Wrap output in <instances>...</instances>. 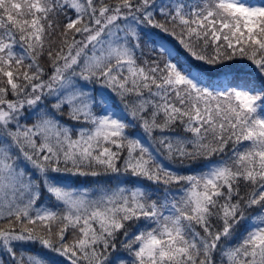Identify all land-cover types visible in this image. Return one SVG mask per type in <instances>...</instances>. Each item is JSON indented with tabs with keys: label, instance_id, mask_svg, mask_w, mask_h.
I'll use <instances>...</instances> for the list:
<instances>
[{
	"label": "snow or ice",
	"instance_id": "snow-or-ice-1",
	"mask_svg": "<svg viewBox=\"0 0 264 264\" xmlns=\"http://www.w3.org/2000/svg\"><path fill=\"white\" fill-rule=\"evenodd\" d=\"M0 264H264V0H0Z\"/></svg>",
	"mask_w": 264,
	"mask_h": 264
},
{
	"label": "trees",
	"instance_id": "trees-1",
	"mask_svg": "<svg viewBox=\"0 0 264 264\" xmlns=\"http://www.w3.org/2000/svg\"><path fill=\"white\" fill-rule=\"evenodd\" d=\"M153 31H156V30H153ZM161 35H164V34H162L161 33ZM165 39H167V40H170L171 41V43L173 44V45H175L176 46V48H177V50L178 51H180V53L182 54V55H187V53H184L183 52V49L182 48H180V46L174 41V40H172L170 37H165ZM158 51V50H157ZM153 55H155V53H153ZM91 180H92V178H80V180H78V183H84V184H88V183H90L91 182ZM173 187H175V186H173ZM253 213H255L256 211H258L257 209H252L251 210ZM31 251L33 252V253H36V252H41L42 250L40 249V247L38 246V245H36V246H31ZM62 259V258H61Z\"/></svg>",
	"mask_w": 264,
	"mask_h": 264
},
{
	"label": "rangeland",
	"instance_id": "rangeland-1",
	"mask_svg": "<svg viewBox=\"0 0 264 264\" xmlns=\"http://www.w3.org/2000/svg\"><path fill=\"white\" fill-rule=\"evenodd\" d=\"M156 31H158V30H156ZM170 38H171V37H170ZM171 39H172V38H171ZM172 40H174V39H172ZM174 41H175V40H174ZM175 42L178 44V42H177V41H175ZM178 45H179V44H178ZM34 246H36V245H34ZM34 246H33V247H34Z\"/></svg>",
	"mask_w": 264,
	"mask_h": 264
}]
</instances>
